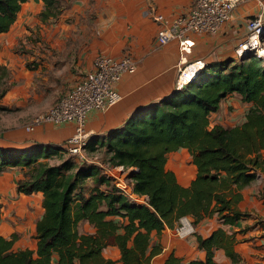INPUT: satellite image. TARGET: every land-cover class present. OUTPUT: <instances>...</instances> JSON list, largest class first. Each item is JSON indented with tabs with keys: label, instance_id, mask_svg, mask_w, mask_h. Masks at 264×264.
<instances>
[{
	"label": "trees",
	"instance_id": "obj_1",
	"mask_svg": "<svg viewBox=\"0 0 264 264\" xmlns=\"http://www.w3.org/2000/svg\"><path fill=\"white\" fill-rule=\"evenodd\" d=\"M26 1L0 0V35L11 28ZM41 1L42 24L57 19L70 5L68 0ZM8 77L9 69L0 63V100L8 91ZM229 94L252 105L239 124H213L211 114ZM4 109L0 105V111ZM180 148L188 151L196 166L188 187L165 167L168 154ZM59 149L65 150L54 144L0 146V173L12 167L24 169L16 191L41 192L43 208L35 222V249L14 250L16 235H0V264H113L103 256L108 245L118 247L120 264H150L162 251L153 231L160 238L182 217L190 218L194 228L206 217L234 225L250 215L236 205L241 190L264 175V59L247 56L212 62L184 87L134 112L98 140L90 136L85 150L97 162L72 155L58 163L45 160ZM101 164L134 168L132 189L146 195V202L136 204L121 194ZM88 179L93 184L86 193ZM85 222L93 232L83 230ZM193 234L205 258L187 264H217L218 249L224 250L231 264H243L234 251L233 233L217 227L207 237ZM163 264L181 261L171 253Z\"/></svg>",
	"mask_w": 264,
	"mask_h": 264
},
{
	"label": "crops",
	"instance_id": "obj_2",
	"mask_svg": "<svg viewBox=\"0 0 264 264\" xmlns=\"http://www.w3.org/2000/svg\"><path fill=\"white\" fill-rule=\"evenodd\" d=\"M68 1L69 7L57 19L46 24H42L38 17L43 8L41 0L23 3L11 28L0 35V63L8 69L16 68L19 65L17 61L22 58L11 55L16 37H21L26 27L35 23L40 25L41 42L33 46L26 57L28 62H36L38 69H42L43 78L48 80L51 77L52 81L61 83L57 102L79 78L91 70L93 60L99 53L115 57L130 56L136 64V70L123 75L117 83L120 100L105 111L95 110L87 115L85 127L91 131L94 140L122 125L134 112L147 109L170 95L175 90L176 76L184 63L181 61L183 57L186 56L188 62L202 59L205 67L215 61L233 58L235 47L248 33L249 18L259 12L264 15V0L242 2L234 8L231 20L222 25L217 33L187 34L185 37L193 45L191 51L185 54L177 40L156 46L155 36L161 23L153 17L162 14L166 20H171L187 13L195 0ZM235 96L229 94L220 102L219 109L211 114L213 124L230 127L243 121L244 117L235 123L236 117L233 120L234 114L229 112L230 106L235 104ZM251 105L244 102L245 112ZM73 131L72 123H43L35 127L30 139L26 140L31 145L47 143L61 146ZM0 146L17 147L1 140ZM165 167L174 173L177 182L183 187H188L196 175V166L185 148L170 152ZM134 170L127 169V173ZM23 171L20 167H12L0 173V235L6 238L16 235L14 250L35 249V222L43 213L41 192L26 195L16 191V181L23 179ZM263 185L264 175L260 174L253 183L241 190V199L236 207L249 212L248 217L234 225H223L216 216L206 217L193 228V233L207 237L217 227H222L234 234V251L243 264H264ZM84 190L88 192V189ZM33 204L37 206L38 216L26 233L23 226L14 225L13 218L25 210L29 211ZM174 229L166 227L160 238L152 232L153 239L161 243L162 251L153 257L150 264H163L171 253L180 259L181 264L195 259L203 260L205 253L198 249L194 234L179 236L174 233ZM83 230L89 233L94 231L88 222L83 224ZM103 256L111 259L113 264H120V251L115 245L105 247ZM214 260L217 264H231V259L222 249L215 251Z\"/></svg>",
	"mask_w": 264,
	"mask_h": 264
},
{
	"label": "built area",
	"instance_id": "obj_3",
	"mask_svg": "<svg viewBox=\"0 0 264 264\" xmlns=\"http://www.w3.org/2000/svg\"><path fill=\"white\" fill-rule=\"evenodd\" d=\"M248 0H195L192 8L185 14L166 20L162 14H155L154 20L161 23L155 41L156 46H162L171 40H177L185 54L191 51L193 42L185 36L189 33L214 34L222 25L232 18L234 8ZM248 33L234 49V58L254 57L264 59V15L259 12L249 18ZM251 52V53H250ZM179 68L175 89H181L189 83L205 66L202 59L187 61L186 56ZM136 64L130 56L115 57L99 53L93 60L89 72L79 78L58 101L41 114L34 116L25 126L31 132L43 123L63 124L72 123L74 131L62 144L69 155L80 161L97 162V157L88 158L85 145L91 131L86 129L87 115L92 111H105L120 100L116 88L123 75L134 73ZM107 178L115 188L127 196L131 202L141 204L146 202V195L133 191L132 181L127 170L121 165L109 166L101 164ZM193 231L187 217H182L175 227L174 233L185 236Z\"/></svg>",
	"mask_w": 264,
	"mask_h": 264
},
{
	"label": "rangeland",
	"instance_id": "obj_4",
	"mask_svg": "<svg viewBox=\"0 0 264 264\" xmlns=\"http://www.w3.org/2000/svg\"><path fill=\"white\" fill-rule=\"evenodd\" d=\"M41 28L37 23L32 24L29 28L26 27V32L21 37L16 35V42L10 50L11 55L16 54L22 58L17 61L19 65H16V68L9 69L8 91L0 100V105L5 107L4 110L0 111V140L17 147L38 145V143L31 145L30 141L26 140V138L30 139L32 133L26 131L25 126L34 116L50 108L61 94L59 91L60 82L52 81L51 77L48 80L43 78L42 69H38L37 63L27 61L26 55L30 53L33 46L35 47L38 45L37 43L41 42L39 31ZM234 102L235 104L230 106L229 112L234 114L233 120L236 117L234 121L238 123L244 117L245 106L238 96H235ZM68 156L69 154L65 150L59 149L58 153L51 154L45 160L49 163H58ZM88 156V158L94 157L93 153L88 154ZM97 156L98 159L102 158L99 154ZM84 184L87 190L93 183L91 179H88ZM27 213L32 214V216L26 215ZM37 216V206L34 205L29 211L25 210L23 214L16 216L17 219L14 217V225L23 226L24 232L28 233ZM188 221L190 222V218ZM190 234H193V231Z\"/></svg>",
	"mask_w": 264,
	"mask_h": 264
},
{
	"label": "water",
	"instance_id": "obj_5",
	"mask_svg": "<svg viewBox=\"0 0 264 264\" xmlns=\"http://www.w3.org/2000/svg\"><path fill=\"white\" fill-rule=\"evenodd\" d=\"M251 53V52H250ZM205 67V66H204ZM132 173H129V177H131Z\"/></svg>",
	"mask_w": 264,
	"mask_h": 264
}]
</instances>
